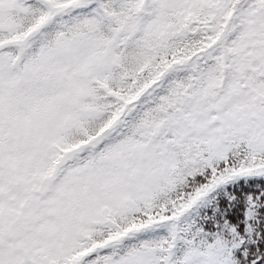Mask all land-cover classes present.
I'll return each instance as SVG.
<instances>
[{
    "label": "snow or ice",
    "instance_id": "snow-or-ice-1",
    "mask_svg": "<svg viewBox=\"0 0 264 264\" xmlns=\"http://www.w3.org/2000/svg\"><path fill=\"white\" fill-rule=\"evenodd\" d=\"M0 264H264V0H0Z\"/></svg>",
    "mask_w": 264,
    "mask_h": 264
}]
</instances>
